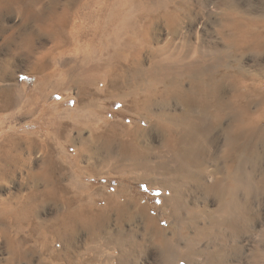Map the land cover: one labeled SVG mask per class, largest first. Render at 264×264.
Here are the masks:
<instances>
[{
    "label": "bare ground",
    "instance_id": "bare-ground-1",
    "mask_svg": "<svg viewBox=\"0 0 264 264\" xmlns=\"http://www.w3.org/2000/svg\"><path fill=\"white\" fill-rule=\"evenodd\" d=\"M63 1L61 10L52 7L48 15L41 13V0H0V11L15 8L21 17L17 26L34 21L55 33L76 21L81 29L93 19L103 25L108 32L100 47L83 57L85 64L72 69L66 80L55 81L53 89L74 84L86 93L104 76L108 97L131 98L129 110L139 120L134 126L114 123L103 131L91 129L86 136L80 131L78 160L87 155V163L74 166L129 170L133 181L161 188L162 202L154 205V213L141 197L122 200L117 192L96 208L71 193L66 165L56 154L64 147L56 142L62 122L51 138L7 134L0 141V240L8 253L2 263L22 264L31 254L48 250L52 234L62 241L59 252L71 250L77 235L84 233L86 246L95 247L92 264H132L135 252L148 244L147 236L139 237V229L131 226L141 222L161 264H228L242 244L247 245V259L234 264H264V168L253 163L264 135V80L251 89L242 80L248 71L243 58L264 51L258 19L238 0ZM198 17L199 26L215 24L220 40L204 38L192 26ZM7 63L0 66L3 109L17 97ZM45 65L39 62L38 68ZM54 78L43 76L44 98ZM258 103L263 108L253 117L251 107ZM152 133L158 143L149 140ZM46 203L63 205L44 220L52 221L47 230L34 221ZM26 231L36 237L33 244H28ZM69 252L61 253L65 264H82ZM49 253L44 264L62 258Z\"/></svg>",
    "mask_w": 264,
    "mask_h": 264
},
{
    "label": "rangeland",
    "instance_id": "rangeland-1",
    "mask_svg": "<svg viewBox=\"0 0 264 264\" xmlns=\"http://www.w3.org/2000/svg\"><path fill=\"white\" fill-rule=\"evenodd\" d=\"M52 1L41 0V13L48 15V13L53 9L52 7H55L58 10H61L64 7L65 1ZM238 1L241 3L242 8L248 11L249 16L258 19V29L261 31V34L264 38V0ZM100 2L105 4V0H100ZM97 7H99V5L91 9H95ZM71 9L73 11L75 10L73 7ZM1 10L0 66L2 67V64L7 60V68L12 74L9 83L15 88L14 92L16 93L17 97L13 106H10L6 109L0 108V141L5 135L11 133L29 135L38 134L39 136H42L40 138H51L52 131L57 122H62L64 129L62 130L61 134L57 136L56 142L64 144V147H62L61 154L58 152H56V154H58V160H61L62 162L64 161V164L66 165V172L70 178L69 180H66L65 183L72 184L71 193L75 192L84 196L85 200L96 208H101L104 206V198L107 195H115L117 192H119L117 193L119 199L122 198V200L134 196V198L141 197V200L144 203H149L150 206L154 207V205H159L162 202L161 194L163 192L161 188H148L146 184L139 183L137 180L135 181V179L133 181V174L129 170H123V172H121L113 169L109 170L107 167L91 170L84 168L81 169L74 166V164L77 162L79 165H86L87 163V155H84L78 160L79 149L81 147V142L78 141L80 140V131H82V133L84 132L83 134L86 136L89 134L91 129L103 131L114 123L134 126L136 123H138L137 120H139L138 114L136 115L134 111L129 110L131 98L116 97L115 99L108 97L106 94V90L108 89L107 78L104 76L98 78L94 84L89 87V91L86 93H81L78 86L74 84H67L61 89H57L55 87L53 89L55 81L62 82L66 80L68 73L72 69L74 70L76 67L85 64L84 58L91 56L93 50H96L100 47V38L103 37L108 31L103 29V25L98 24V22H94L96 19H93V22H89L90 25L88 24L82 29L81 22L79 23L76 21L70 25L67 24V28H65L62 33L49 31L47 28H45V26L37 27L34 21H28L26 25L17 26L21 21V17L16 14V9L9 8V10H11L9 11L1 8ZM199 21L200 18H196L192 26L198 27V30L203 32L204 38L209 36L214 40H220L217 37L218 35L215 33L216 30L214 31V29H216L215 24L207 23L206 26L202 27L199 26ZM183 23L184 25L187 24V22ZM207 33L209 34L207 35ZM213 34L215 37H212ZM44 52H48V54H45ZM97 54L98 53L94 52V55ZM97 56H99V54ZM43 61H46V65L43 68H38V63ZM242 61L245 70H248L247 74L242 77V80L248 82V87L250 85L249 89L255 86L257 87L260 82L264 80V51L260 54L259 52L247 54ZM258 62H261L262 65H259ZM48 73L53 78H55L47 85L46 91H48L45 93L46 98H44V94L40 85L43 76ZM261 89L264 91V85L261 87ZM53 93L55 94L52 95ZM90 103L93 104L90 106ZM262 105L264 106V103ZM262 105L259 106L258 103V105L255 104L251 107L252 113H254L252 114L253 117L259 115L258 113H260L261 109L263 108ZM132 112L134 114H132ZM76 122L81 123V125L74 126L73 124ZM150 136H152L149 138L150 141L154 143L159 142L154 133H152ZM47 140L49 139H46V141ZM70 144H72V146ZM256 153L258 155L257 157ZM256 153L253 163L264 168V135L262 140L257 143ZM256 160L258 161L256 162ZM192 204L193 203H191V205ZM60 205L56 206L53 203H46V205L44 204L39 211V217L35 218L34 221L38 222L39 220L41 226L45 227V230L50 229L52 226V221H47L48 223H45V221L48 220V217L54 212H57L56 209L58 207V209L62 208L63 205L61 203ZM152 211L155 213V207L152 209ZM162 221L164 225L167 224L166 218H164ZM137 224L135 223L136 226H134V224L131 226L135 227L136 230L139 229L137 230L139 232H137L139 237L144 235L145 237L147 236L146 243L148 244L145 245L143 249L141 248L142 250L139 251L138 249V251L135 252V261L132 264H161V258L158 257V252L155 250L157 247L155 244H153V247H156L155 249L151 247L152 242L150 241L152 240L148 235L143 233L144 231L140 226L141 222H137ZM129 226L130 224H127V227ZM25 233H28L25 235V238L27 237L28 244H33L36 237L30 235L29 231H26ZM51 237L52 242L49 245L48 250L42 249L39 253L36 252L31 254L33 257L31 255L28 256L25 259L26 262L22 261V264L47 263L49 258H51L49 253L50 251L56 254H66L70 251L69 254L74 257L73 259L76 261H80L82 264H84V262L85 264L93 263L91 258L94 256L93 249L95 247L89 246L91 247L89 248L86 246L87 243L84 242L86 235L84 233L77 235L75 240L76 245L73 244L75 247L73 246L71 250H65L66 252H59L61 251L63 244L58 235L52 234ZM1 241L2 240H0V264H3L2 262L5 261L4 258L8 256V253L5 250L4 242ZM101 241H99V243H103V241L105 242L107 239L105 238V240ZM90 245L95 246L93 242H91ZM246 246L247 245L242 244L239 246L241 248L237 249L236 247L237 251L235 249L232 252V256L229 257L230 262L228 261V264H234L236 262L235 259L242 261L247 259L244 251L246 250ZM73 248L74 250H72ZM111 250L109 253H111ZM246 251L248 252V250ZM116 252L117 251L114 250L112 253L115 255L117 254ZM148 253L151 255H148ZM62 254L61 256L63 258L64 254ZM240 254L242 255V258L239 256ZM62 258L59 260L55 259L58 261V263H56L65 264V258ZM104 263L101 262V264ZM106 264L111 263L108 262Z\"/></svg>",
    "mask_w": 264,
    "mask_h": 264
}]
</instances>
